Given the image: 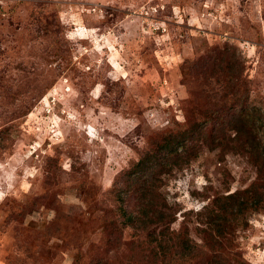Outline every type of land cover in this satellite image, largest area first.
<instances>
[{"label": "rangeland", "instance_id": "obj_1", "mask_svg": "<svg viewBox=\"0 0 264 264\" xmlns=\"http://www.w3.org/2000/svg\"><path fill=\"white\" fill-rule=\"evenodd\" d=\"M0 264H264V0H0Z\"/></svg>", "mask_w": 264, "mask_h": 264}, {"label": "trees", "instance_id": "obj_2", "mask_svg": "<svg viewBox=\"0 0 264 264\" xmlns=\"http://www.w3.org/2000/svg\"><path fill=\"white\" fill-rule=\"evenodd\" d=\"M235 64L236 63L232 64L231 67H230V69L236 70V67H234ZM229 94H230V92H229ZM228 96L229 95H227L226 97H228ZM213 111L218 114L217 117L219 119L223 116V113L221 112L222 110L220 108L213 109ZM238 116L239 117H237V121H236V132H237V136H239V138H240L242 136V134H244V135L249 134V139L253 141V139L255 138V136H254V133L250 131V130H253V127H252L253 124L251 125V123H249V122H251V118H252L250 112L243 113V114H240ZM208 120L209 119H207V121ZM225 123H226L225 121L220 122V124H219L220 127L219 126L218 127L219 128H223L224 125H226ZM200 128H201V125L200 124H197L195 126H192V128L190 130L184 131L183 133H181V135L176 136L174 138V140H173V138L170 139L171 137H169V139H166V142L168 144L166 146H162L161 148L174 149L175 147H178L179 146V147H182V151H185V153H186V150H188L189 149V146H190L188 142L190 141L191 138H194L196 136V133H197V131ZM257 149L260 150L259 148H257ZM169 154L167 156H170ZM163 158L165 159V161L162 163V166L163 167L164 166L167 167L169 165L168 158L165 157V156H163ZM151 160H153V157H151V156H148L147 158L142 159L139 162L138 167L140 166V167L144 168V166L146 164H148V162L151 161ZM157 164H158V161L155 160L154 161V165H153L152 168L154 169V166H157ZM149 180H151V179L146 178L145 182L146 181H149ZM137 182H139V178H137L135 180V184H137ZM120 201H122V200H120ZM122 212L125 215L127 214L125 210L122 211ZM130 220L132 222H134V223H139V222H141V217H139V216H132V217H130ZM129 224H131V223H129ZM133 225H135V224H133ZM219 233H222V231H220Z\"/></svg>", "mask_w": 264, "mask_h": 264}]
</instances>
